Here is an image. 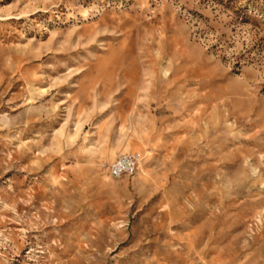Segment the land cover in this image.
I'll use <instances>...</instances> for the list:
<instances>
[{
	"label": "rangeland",
	"instance_id": "374dc122",
	"mask_svg": "<svg viewBox=\"0 0 264 264\" xmlns=\"http://www.w3.org/2000/svg\"><path fill=\"white\" fill-rule=\"evenodd\" d=\"M0 264H264V0H0Z\"/></svg>",
	"mask_w": 264,
	"mask_h": 264
},
{
	"label": "built area",
	"instance_id": "2783aa9c",
	"mask_svg": "<svg viewBox=\"0 0 264 264\" xmlns=\"http://www.w3.org/2000/svg\"><path fill=\"white\" fill-rule=\"evenodd\" d=\"M138 169V157L135 155H124L116 160L108 170L113 178H121L123 176H133Z\"/></svg>",
	"mask_w": 264,
	"mask_h": 264
},
{
	"label": "bare ground",
	"instance_id": "6f19581e",
	"mask_svg": "<svg viewBox=\"0 0 264 264\" xmlns=\"http://www.w3.org/2000/svg\"><path fill=\"white\" fill-rule=\"evenodd\" d=\"M144 187V186H143Z\"/></svg>",
	"mask_w": 264,
	"mask_h": 264
}]
</instances>
